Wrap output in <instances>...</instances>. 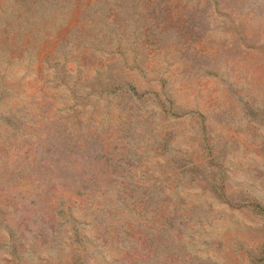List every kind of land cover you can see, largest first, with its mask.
Returning <instances> with one entry per match:
<instances>
[{"label": "rangeland", "instance_id": "rangeland-1", "mask_svg": "<svg viewBox=\"0 0 264 264\" xmlns=\"http://www.w3.org/2000/svg\"><path fill=\"white\" fill-rule=\"evenodd\" d=\"M0 264H264V0H0Z\"/></svg>", "mask_w": 264, "mask_h": 264}]
</instances>
